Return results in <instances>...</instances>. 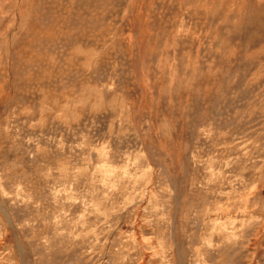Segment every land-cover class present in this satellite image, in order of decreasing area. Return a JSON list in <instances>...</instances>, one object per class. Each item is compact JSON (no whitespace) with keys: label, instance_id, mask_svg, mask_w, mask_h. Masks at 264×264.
Returning a JSON list of instances; mask_svg holds the SVG:
<instances>
[{"label":"rangeland","instance_id":"374dc122","mask_svg":"<svg viewBox=\"0 0 264 264\" xmlns=\"http://www.w3.org/2000/svg\"><path fill=\"white\" fill-rule=\"evenodd\" d=\"M0 264H264V0H0Z\"/></svg>","mask_w":264,"mask_h":264}]
</instances>
